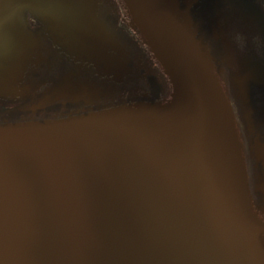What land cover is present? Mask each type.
Masks as SVG:
<instances>
[{"label": "water", "instance_id": "water-1", "mask_svg": "<svg viewBox=\"0 0 264 264\" xmlns=\"http://www.w3.org/2000/svg\"><path fill=\"white\" fill-rule=\"evenodd\" d=\"M56 56L70 69L43 105L82 109L0 122V264H264L232 108L189 8L0 0V98L24 99ZM148 76L160 96L134 99Z\"/></svg>", "mask_w": 264, "mask_h": 264}, {"label": "flooded vegetation", "instance_id": "flooded-vegetation-1", "mask_svg": "<svg viewBox=\"0 0 264 264\" xmlns=\"http://www.w3.org/2000/svg\"><path fill=\"white\" fill-rule=\"evenodd\" d=\"M180 3L189 8L198 38L209 48L220 73L242 146L250 210L264 222V0H180ZM111 23L122 32L131 48L142 57H149L125 21L115 17ZM30 24L37 27L33 21ZM43 45L50 46L47 42ZM51 57L49 65L32 75L28 83L32 90L24 99L0 98V122L59 117L82 109L81 103L64 99L43 105V101L50 99L51 89L70 69L65 57ZM137 81L141 82L132 89L134 99H140L145 91L149 92L148 100L160 96V86L154 77L134 78L132 84ZM121 85L116 93L126 95L128 85ZM261 241L264 244V231Z\"/></svg>", "mask_w": 264, "mask_h": 264}]
</instances>
